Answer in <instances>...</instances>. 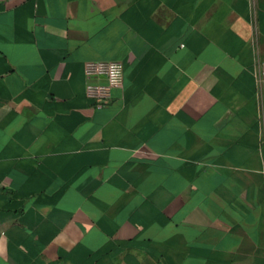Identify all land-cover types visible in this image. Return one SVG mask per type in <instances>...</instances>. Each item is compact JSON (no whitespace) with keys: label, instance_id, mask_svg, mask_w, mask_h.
Returning a JSON list of instances; mask_svg holds the SVG:
<instances>
[{"label":"crops","instance_id":"0c3cea01","mask_svg":"<svg viewBox=\"0 0 264 264\" xmlns=\"http://www.w3.org/2000/svg\"><path fill=\"white\" fill-rule=\"evenodd\" d=\"M260 75L256 0H0V264H264Z\"/></svg>","mask_w":264,"mask_h":264},{"label":"built area","instance_id":"2783aa9c","mask_svg":"<svg viewBox=\"0 0 264 264\" xmlns=\"http://www.w3.org/2000/svg\"><path fill=\"white\" fill-rule=\"evenodd\" d=\"M124 64L119 61L111 62H90L86 65V76L88 79L94 77H104L106 84L88 83L86 94L89 98L98 102V107H102L108 101L114 89L124 86ZM261 88L264 90V78L259 76ZM263 150V147H262ZM264 172V169H263Z\"/></svg>","mask_w":264,"mask_h":264},{"label":"rangeland","instance_id":"374dc122","mask_svg":"<svg viewBox=\"0 0 264 264\" xmlns=\"http://www.w3.org/2000/svg\"><path fill=\"white\" fill-rule=\"evenodd\" d=\"M257 6L264 9V0H256Z\"/></svg>","mask_w":264,"mask_h":264}]
</instances>
